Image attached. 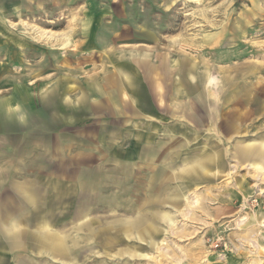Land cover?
I'll list each match as a JSON object with an SVG mask.
<instances>
[{
	"label": "rangeland",
	"instance_id": "374dc122",
	"mask_svg": "<svg viewBox=\"0 0 264 264\" xmlns=\"http://www.w3.org/2000/svg\"><path fill=\"white\" fill-rule=\"evenodd\" d=\"M47 33L67 37L45 40L41 36ZM135 47L154 64L172 67L176 91L160 103L152 90L157 107L146 123L161 127L156 140L168 141V125L192 126L193 140L219 147L208 150L218 153L222 167L186 196L161 197L160 215H169L171 222L159 217L153 230L149 213L140 216L137 230V214L122 212L121 197L134 206L145 193L137 190L156 172L134 157L138 167L121 188L93 179L103 192L96 211L71 231L65 260L31 253L32 263L264 264V158L255 166L254 160L243 158L249 151L240 150L250 142L264 147V0H0V99L5 101L0 168L11 160L15 181H28L38 191L28 217L34 219L56 199L53 182L68 190L77 170L86 174L84 183L90 175H108L120 166L117 155L123 150L119 143L110 150L78 133L88 135L101 121L115 127L121 117H89L74 103L75 117L61 115L68 119L61 126L44 123L40 96L61 77H74L64 85L69 89L65 99L73 100L79 81L101 82L102 67L113 69L103 53ZM88 117L95 123H84ZM128 128L126 135L136 130L132 123ZM56 134L64 144L82 143L69 152L75 165L62 168L47 151ZM121 141L123 153L135 152V135ZM105 155L109 161L102 163ZM69 193L73 198L74 192ZM63 209L51 215L54 220L68 214ZM151 240L156 243H147ZM5 258L4 264L14 262V257Z\"/></svg>",
	"mask_w": 264,
	"mask_h": 264
},
{
	"label": "crops",
	"instance_id": "0c3cea01",
	"mask_svg": "<svg viewBox=\"0 0 264 264\" xmlns=\"http://www.w3.org/2000/svg\"><path fill=\"white\" fill-rule=\"evenodd\" d=\"M65 36L47 33L41 37L45 40L59 41L63 40ZM145 52L135 47L103 53V59L106 63L112 64L113 69H108L106 65L102 67L101 82L96 81L95 78H89L85 82L79 81V91L73 100L65 99L64 96L69 89L64 85L71 79H75L74 77H61L56 87L47 90L40 96L42 107L47 111L45 112L43 109L42 121L44 123L50 121L52 124L61 126L68 120L65 118L75 117L76 114L72 112L75 110L73 106L75 103L77 107L86 111L85 115L89 117H101L104 116L103 114L121 117L116 120L115 127H108L105 122L101 121L97 129L88 131V135L84 132L85 130L78 131L81 136L85 135L94 143L95 141L106 143L107 149L110 150L117 148L116 143H119L121 149L124 150L121 140L128 138L129 135L136 136L137 144L134 153L125 154L122 150L121 154L117 155L120 166L116 165L115 171L108 175L101 177L93 174L90 175L89 182L84 183L83 179L86 174L82 170H77L74 178L75 187H69L68 190L62 185L59 186L57 181L53 182L51 187L56 192V199L49 204V208L35 216L34 219L28 217L30 212L28 207L36 202L34 199L39 193L28 181L16 182V173L12 170L11 160L5 161L4 166L0 168V177L4 178L3 181H0V254L3 255L0 258V264L5 263V257H14V262L11 264H35L30 258L31 253L64 261L66 258L65 248L72 242L69 238L71 231L75 227L79 229L81 222L96 211L98 196L103 192V189H98V183L92 182L93 179H98L99 182L102 180L108 182L109 180L110 184L121 188L125 185L124 180L135 174V168L138 167V164L133 161L134 157L146 163L148 171L155 170L156 172L151 181L143 182L142 189L140 187L137 190V192L145 193L142 199L138 198L134 206L126 205L123 196H120L122 212L137 214L135 219L137 230L141 228L140 216L144 217L149 213L152 214L151 227L153 230L158 226L156 220L159 217L166 220L167 223L171 222L169 215H160L161 197L186 196L187 191H193L197 186L208 183L219 168L221 169L222 164H220L218 153L208 150L219 147L210 146L208 142L193 140L190 135L192 126L188 127L184 123L168 125L165 128L168 141L161 143L156 140V137L160 135L161 127L154 122L146 123V121L153 120V112L157 107L153 91H156L159 96L157 101L161 103L168 92L176 91V89L172 86L171 64H161L159 60L158 64H154L151 57L144 55ZM97 76L100 74L97 73ZM206 79L208 82V77ZM161 90H164L165 94ZM19 95L20 98L25 97V91L20 92ZM94 96L97 99H94ZM4 105L5 101L0 99V111ZM182 106L185 108L186 102L182 103ZM61 115H64L65 118H60ZM93 119H86L84 123L91 122L93 124L95 123ZM130 123L135 126L136 130H131L126 135ZM194 123L196 124L195 121ZM239 126L240 121H237L232 125V129L238 131ZM81 144V142L64 144L63 141H59V135L56 134L51 148L47 151L62 168H66L67 164L69 167L75 165V159L69 157V152ZM255 144L247 143L240 150H248L250 155H253L255 149L263 150V146L259 147ZM240 150L239 156L241 157ZM23 156L20 160L21 164L25 163L27 157L26 154ZM106 156L102 158V163L109 161ZM248 160H253V158ZM258 161L260 160L255 161V166H261ZM99 168L100 171L103 169L102 166ZM85 188H89V190L86 191ZM69 192H74L72 199L68 198L71 195ZM60 206L68 214L61 220H54L55 217L51 215L57 214L60 211ZM60 226L71 227L63 232L54 230V227ZM124 227L123 222L122 229ZM25 228H29V230ZM147 243L155 244L156 241L151 240ZM44 264H52V262L46 261Z\"/></svg>",
	"mask_w": 264,
	"mask_h": 264
},
{
	"label": "bare ground",
	"instance_id": "6f19581e",
	"mask_svg": "<svg viewBox=\"0 0 264 264\" xmlns=\"http://www.w3.org/2000/svg\"><path fill=\"white\" fill-rule=\"evenodd\" d=\"M249 145V144H248ZM254 145V143H253ZM256 145V144H255ZM258 146V145H257ZM253 151V150H252ZM263 150L262 149H255L254 152H253V155H250V152L249 153H246L244 152L243 153V158L244 159H249V158H253L254 161H257V160H261L263 159ZM150 246V245H149Z\"/></svg>",
	"mask_w": 264,
	"mask_h": 264
}]
</instances>
